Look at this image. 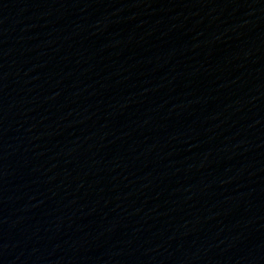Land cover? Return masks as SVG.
I'll use <instances>...</instances> for the list:
<instances>
[{"label": "water", "instance_id": "95a60500", "mask_svg": "<svg viewBox=\"0 0 264 264\" xmlns=\"http://www.w3.org/2000/svg\"><path fill=\"white\" fill-rule=\"evenodd\" d=\"M264 68V0H173Z\"/></svg>", "mask_w": 264, "mask_h": 264}]
</instances>
